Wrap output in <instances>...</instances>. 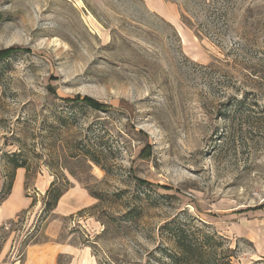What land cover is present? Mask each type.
<instances>
[{"label": "rangeland", "instance_id": "374dc122", "mask_svg": "<svg viewBox=\"0 0 264 264\" xmlns=\"http://www.w3.org/2000/svg\"><path fill=\"white\" fill-rule=\"evenodd\" d=\"M218 3L0 0V196L26 165L0 264L49 241L86 252L57 264H167L160 229L189 217L221 263L264 264V0ZM53 181L90 203L46 213Z\"/></svg>", "mask_w": 264, "mask_h": 264}, {"label": "trees", "instance_id": "16d2710c", "mask_svg": "<svg viewBox=\"0 0 264 264\" xmlns=\"http://www.w3.org/2000/svg\"><path fill=\"white\" fill-rule=\"evenodd\" d=\"M219 1L220 0H201L203 4L202 6L212 16L214 23L220 22L223 17L220 8H217ZM184 9L183 11L187 13V9ZM243 107V103H237L233 106L232 111H234L233 113L242 112L244 111ZM83 156L89 157L91 162L100 165L96 159L89 156V152H85ZM18 169L26 170V165L24 163H19L18 161H12V170L10 174L7 177L4 176L6 182L2 187L3 190L1 191L2 195L0 196V206L10 195L15 179V172ZM55 185L54 181L51 182L43 196V210L46 213L54 211L59 199L68 191L56 189ZM88 194L90 197L97 198L90 192ZM11 222L12 221L6 223V225H2L0 227V232L6 229L7 224H10ZM160 231L162 234L166 233L168 235L171 244L168 251L166 250L162 252L164 259L167 260V264H223L221 263V259L225 255V251H228V249L223 250L222 239L219 238L214 231H209L206 226H203V224H196L194 219H191L190 217L188 220L183 221L175 219L171 223L161 227ZM24 247L26 248V246ZM231 252L233 253V251ZM225 257L227 258L228 256ZM217 258H219L218 261Z\"/></svg>", "mask_w": 264, "mask_h": 264}, {"label": "crops", "instance_id": "0c3cea01", "mask_svg": "<svg viewBox=\"0 0 264 264\" xmlns=\"http://www.w3.org/2000/svg\"><path fill=\"white\" fill-rule=\"evenodd\" d=\"M79 199L83 202L82 205H77V203H74V200L76 201ZM65 201H68L70 205H67L66 207L63 206V211H59V207H61ZM89 201L91 200H89L87 194L84 191L76 192L75 190H70L59 199L54 211L58 215L69 216L87 207V205L90 203ZM22 209H24V207ZM3 223H5V221L0 219V227L4 225ZM80 252L83 253V255L86 254L85 251H78L76 247L70 245L67 242L49 241L45 243L32 244L26 247L22 264H57V259L59 256L68 255L69 257L73 258L77 257Z\"/></svg>", "mask_w": 264, "mask_h": 264}]
</instances>
